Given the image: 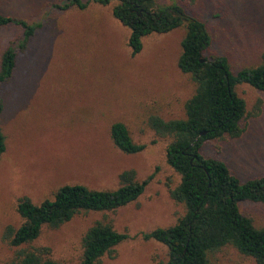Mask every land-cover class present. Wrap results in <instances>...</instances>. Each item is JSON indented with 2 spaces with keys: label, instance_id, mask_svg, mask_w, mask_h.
Masks as SVG:
<instances>
[{
  "label": "rangeland",
  "instance_id": "1",
  "mask_svg": "<svg viewBox=\"0 0 264 264\" xmlns=\"http://www.w3.org/2000/svg\"><path fill=\"white\" fill-rule=\"evenodd\" d=\"M63 1L0 0L3 14L44 22L32 50L20 57L15 79L0 90L5 103L0 127L7 144L0 163V264L12 262L19 249L4 240L8 227L22 224L15 211L19 199L41 203L68 184L114 191L128 170L140 182L152 177L135 203L115 212L82 213L58 229L45 228L33 247L49 248L51 258L63 264H79L82 238L104 221L130 239L117 247L113 258L106 256L98 264H166L167 247L142 237L175 225L184 206L170 194L180 183L166 159L170 139L157 136L149 119L186 117L195 86L178 67L185 29L151 35L143 52L132 57L131 31L113 17L115 1L91 4L85 11L51 7ZM156 1L179 4L203 21L213 39L210 54L227 57L233 72L264 62V0ZM20 34L16 27L0 29V59ZM236 92L249 113L262 100L260 114L249 118L239 139L207 142L203 153L223 159L245 183L264 176V93L248 85ZM116 122L127 125L133 140L147 148L135 155L119 151L109 132ZM240 209L257 228H264V204L244 202ZM212 261L257 264L232 247Z\"/></svg>",
  "mask_w": 264,
  "mask_h": 264
},
{
  "label": "trees",
  "instance_id": "2",
  "mask_svg": "<svg viewBox=\"0 0 264 264\" xmlns=\"http://www.w3.org/2000/svg\"><path fill=\"white\" fill-rule=\"evenodd\" d=\"M113 1V17L131 31L128 46L132 57L143 52L144 41L151 35L185 29L178 67L195 86L194 94L186 102L184 119L166 121L159 116L149 119V126L157 136L170 139L167 163L180 176L179 185L170 194L184 206V214L175 225L156 229L142 238L167 247L166 264H216L212 256L226 247L264 264V228H257L253 219L240 209L244 202L264 204V176L242 183L223 159L203 153L207 142L239 139L246 132L249 118L260 114L262 100L249 113L236 88L248 85L264 93V62L233 72L227 57L210 54L213 39L205 23L189 15L179 4H159L156 0H64L51 7L85 11L91 4L108 6ZM8 27L18 28L21 34L2 53L0 90L15 79L20 57L32 50V40L44 28V22L0 12V29ZM4 110L0 94V116ZM109 132L115 147L124 154H139L148 146L136 143L124 123H113ZM6 151V136L0 127V163ZM119 179L120 187L114 191L68 184L60 187L53 199L41 203L26 197L19 199L15 211L22 224L18 228L8 227L4 233V240L19 248L8 264H63L51 258L49 248L33 244L45 228L58 229L79 214L115 212L135 203L152 177L140 182L136 172L128 170ZM129 239L128 234L97 221L82 238L79 264H98L106 256L113 258L117 247Z\"/></svg>",
  "mask_w": 264,
  "mask_h": 264
},
{
  "label": "water",
  "instance_id": "3",
  "mask_svg": "<svg viewBox=\"0 0 264 264\" xmlns=\"http://www.w3.org/2000/svg\"><path fill=\"white\" fill-rule=\"evenodd\" d=\"M201 62H205V60L204 59H201Z\"/></svg>",
  "mask_w": 264,
  "mask_h": 264
}]
</instances>
